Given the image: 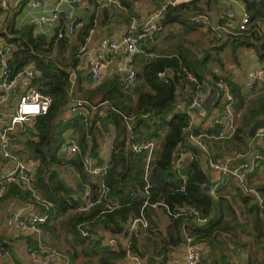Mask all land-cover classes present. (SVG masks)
Returning <instances> with one entry per match:
<instances>
[{"label": "trees", "instance_id": "trees-1", "mask_svg": "<svg viewBox=\"0 0 264 264\" xmlns=\"http://www.w3.org/2000/svg\"><path fill=\"white\" fill-rule=\"evenodd\" d=\"M195 1L168 7L163 18L159 21V28L155 35L161 34L163 27L173 20H178L181 24L192 29L200 27L201 25L191 21L192 16L202 14H194V9L191 8L190 4ZM242 1L245 3V13L249 17L246 29H233L228 26L227 30L218 32L209 27L217 34V41L214 42V46H209L204 50L201 58L189 63L182 58V53L179 57L161 58L156 55L158 58L154 60L150 57L151 59L147 60L148 62L143 67L142 72L138 74V81L140 80L142 83L135 86L134 90L123 88L121 78L118 76L107 79L97 86L89 87L87 85L91 79V74L79 67L82 56L80 49L84 45L90 29L95 27L97 11L84 23L82 28L76 30L75 35L71 38L62 37L59 34L64 22L51 36L38 33L34 24H27L22 27H17L13 21L7 24V32H3L5 40L15 42L18 45V50L10 60L11 74L13 75L25 66L33 65L38 72L35 81L36 86L43 93L53 98L52 105L46 114L37 116L32 126H27L25 131L20 129L16 133L18 148L15 147V154L20 159L38 163L33 189L54 205L49 210L50 218L39 226L52 233L56 232L54 229L56 224L65 229L67 232L66 239L70 237L67 241L75 251L74 256L84 255L87 258L84 264H122L126 259V246L123 243L120 244L119 248L114 249L105 244L103 235L101 236L92 229L100 226H103L120 240L129 239V235L133 236L134 251L141 257L144 256V253L138 250L139 241L134 238L135 234L128 232L129 224L125 232L123 226L130 213L136 215L140 213L145 197L133 198L126 200V202L121 201L122 207L111 212L102 213L106 206H96L88 212H75L80 208L82 203L80 194L86 187H91L93 197L98 198L96 190L98 186L95 182L89 181L83 160L86 156H90L95 161L101 162L100 138L103 139L105 145L108 144L107 147L110 148L111 153L115 152L124 139L121 138L122 132L125 133V127L123 128L122 125V114L135 119L132 122L135 130L137 127L136 120L140 114L160 109L171 101H177L181 88L188 85L197 87V82H206L211 86H216L217 82L223 80L232 88L234 93L233 107L235 111L237 113L242 111L241 125L229 140L243 142L245 147L238 146V152L251 149L250 141L253 140L249 137V129L256 119L264 118V96L247 100L241 84L233 77V73L228 72L226 68L228 64H241L240 51L242 49H254L259 60L264 62V0ZM210 2L212 0H209V4H211ZM121 3L123 6L129 5L127 0H121ZM101 6L103 5L101 4ZM97 8H99L98 4ZM108 8L102 7V13L105 17L109 15L110 10ZM204 12L210 16L209 11ZM227 22H224L225 25ZM151 45L144 41V50L151 53ZM219 68L223 71L222 74L217 73L216 69ZM160 71L170 73L169 82L158 77ZM73 74L75 79L72 93H70L67 87ZM190 75L195 77L194 80L189 78ZM129 91H133V93L130 94ZM219 93L218 101L220 102L223 95L221 92ZM191 97L190 95L189 100H187L188 103L191 102ZM73 100L87 102L95 106L97 110L88 107L85 114H79V111L75 109L60 112ZM105 103L108 104L107 112L102 114V107H99ZM165 123L162 120L160 123L154 124L153 137L158 135V131ZM169 125L171 126V133L167 136L163 150L157 159L154 179L150 182L142 179L141 154V156L136 155L135 157L132 155L133 164L128 166V173L129 171H136L131 180L141 185L142 189L146 184H149L151 200L164 201L170 211L191 208L199 211L202 216H208L212 210L214 198L206 193L201 187V183L211 179L202 172L196 163L193 164V173L186 178L185 190L179 189L181 178L170 182L163 180V172L171 168L177 152H180L182 148H197L190 140L189 135L191 131L197 134L198 126L191 125V130H185L190 125L189 116L186 113L180 112L175 115ZM218 129L219 127L214 125L210 127L208 133L214 135ZM135 133H138L137 129ZM69 137H74L78 143L80 151L77 154L68 155L63 150V146ZM179 145L180 149H178ZM243 154L247 155L245 152ZM257 171L255 169L252 175ZM111 174L112 171L110 170L109 177ZM252 175L247 176L248 180L246 178V185L249 187L248 181ZM109 177H107L108 180ZM239 187L243 192L242 198L245 201L249 200L251 198L249 192L240 183ZM260 187L262 186H257L258 191L263 194L261 190L264 188ZM9 190L2 199L12 195L19 196L24 201L35 199L33 191L30 189L23 190L20 186L13 184ZM2 199H0V205ZM222 204L224 203L222 202ZM256 204L253 208L255 209L254 220L255 225H257V236L264 238V199ZM161 207L167 210L164 205L159 206V208ZM221 207L220 203L216 218L210 219L206 224L196 223L190 215L174 218L167 210L172 222L165 230H162L156 209L150 205L146 206L144 211L149 220V227L146 244L142 245H144L145 253H149L148 264H166L169 251L183 243L185 228L198 241L208 242L213 249L214 247L219 248L218 251L216 248L214 249L216 253L210 254L214 257L208 260L203 259L201 264H231L224 249L220 248L224 247L223 240L226 238L224 233L228 231V227H225L223 223V208ZM81 229H85L88 235H82ZM123 235L127 236L123 237ZM30 238L27 236L28 242L38 248L37 240L31 241ZM4 241L5 238L0 234V245L6 246ZM157 247H160L158 252L156 251ZM151 252L152 254H150Z\"/></svg>", "mask_w": 264, "mask_h": 264}, {"label": "crops", "instance_id": "crops-1", "mask_svg": "<svg viewBox=\"0 0 264 264\" xmlns=\"http://www.w3.org/2000/svg\"><path fill=\"white\" fill-rule=\"evenodd\" d=\"M4 1L8 10H3L0 8V44L4 42L6 39L3 35V32H7V24L10 21H13L17 27H22L27 24H34L38 33H42L46 36H51L55 32L58 27H53L49 33H45L44 27L38 23H30V15L28 12L32 11V15L36 14L35 10H32L30 6V0H0ZM59 0H48L44 3L41 10L49 11ZM162 0H127L129 5H122V8H108L109 15L108 17L104 16L102 13L103 9L100 3L96 1L83 3L76 12V20H77V29L82 28L85 22H87L90 17L97 11V18L95 20V27L90 29L88 36L85 38V43L87 44V49L85 53H81L80 59V69L85 70L91 74V70L89 67V62L92 59H99L106 63V69L101 82L110 79L114 76H118L122 78L123 75V60L124 57L122 54H118L114 59H109L105 50L100 47V42L102 39L111 38L114 40H119L122 32L124 31L126 25L131 20H136L138 23H144L147 21L151 15L160 7ZM196 0L191 5V8L194 9V14L202 13L206 14L204 11H209L210 13V21L213 25H219L222 28H227L228 23L230 27L233 29H237L238 23L240 22L243 14H245V3L242 0ZM97 4L99 8H97ZM187 4V3H186ZM63 8H68L67 4H63ZM232 14V16H230ZM132 17V18H131ZM227 22L225 25L224 22ZM167 25H171L174 27L170 33L163 36L162 39V47L159 48L156 43L157 37H160L161 34H154L149 36L145 41L151 45V53L145 52L136 57L135 63L136 68L138 70V74L142 72L143 67L147 64V60L157 59L158 57H179L182 53V58L186 62H192L197 58H201L204 54V50L209 46H214V42L217 41V34L214 30H210L209 27L200 26L197 29H192L187 25H183L180 21H171L168 22ZM166 27V26H165ZM163 27V30L165 29ZM92 31V32H91ZM210 31L215 33V37L209 34ZM163 32V31H162ZM88 40V41H87ZM6 41V40H5ZM150 51V50H149ZM241 54V64L234 65L228 64L226 68L228 72L233 73V77L238 81L242 89L247 97V100L256 99L258 96H264V86L259 83L250 84L248 81V74L251 70L264 66V62L259 60V57L254 49H242L240 51ZM155 55V56H154ZM158 55V57H156ZM156 57V58H154ZM171 71V70H169ZM218 74H222L223 71L216 69ZM37 72V71H36ZM38 73V72H37ZM75 77V76H74ZM189 78L194 80V76L190 75ZM36 81V80H35ZM100 82V83H101ZM99 83V84H100ZM140 80L138 81V84ZM142 83V82H141ZM140 83V84H141ZM98 84V85H99ZM137 84V85H138ZM201 84L206 91V99L202 104V110L197 107L194 108L193 113L195 116L194 125L198 126V135L201 136V139L208 147V152L202 151L196 144V149H190L196 151V160L192 161L188 156H184V158L180 159V152L184 148L177 152L176 157L173 161V164L170 169L163 172V180L170 182L175 181L182 174H185L187 177L193 173V164L196 163L198 167L202 170V172L207 176L212 178H216L220 175L218 171L212 169L210 165V160L212 158L220 157L225 160H230L231 167H239L241 164L246 163V159L250 157V162L254 157H259L257 161L256 170L257 173L253 174V172L249 173L252 175L250 181V189L254 190V192H249L251 198L246 200L242 198V191L239 187V181L236 176H230L226 182V184L219 188L218 196L214 197V204L212 206V210L207 216L210 219L216 218L219 206L221 203V208H223V223L225 227H228V231L226 234L225 240H223L224 247H220L224 249V252L227 254L229 262L231 264H264V238L257 236V225H255V209L254 205L261 200L264 199V189L261 190L263 194L258 191L257 186H262L260 188H264V156L262 153L264 152V143L256 137L255 139L250 138L253 141H250V150H242V152H238V146L245 147L243 142H239L237 140L231 141L229 139H215L213 134H209L208 131L210 127H213L214 118L221 116L225 101L223 97L219 102L220 91L216 88V86H211L204 83H198L197 86ZM89 87L97 86L93 85L92 78L87 83ZM135 88V87H134ZM197 87H187L181 88V93L177 101H171L169 104L165 105L160 109L151 110L146 113H142L139 115V118L136 120V129L138 133H135L136 129H133V134H131L126 126L124 120L122 121L123 128L125 127V133L121 135L123 142L118 145L114 153L110 152V148H108V144L105 145L103 139L100 138V155L102 156L101 162L95 161L92 157H90L95 166L108 165V175L105 177V184L109 189L110 197L116 201H125L132 200L133 198L141 199L144 197L145 193L142 189L143 187L136 182L132 181L131 178H134L135 172L128 173V166H132L133 161L132 155L135 157L136 155H140L142 157L140 163V169L142 171L141 177L144 179L143 169H145L147 164V159L150 157L149 171H150V181L154 179L155 176V168L157 164V159L160 156L163 147L166 143L167 136L171 133V126L169 122L180 112H184L187 109L189 103V96L191 95V99L193 98ZM130 90H134L131 88ZM72 93V92H71ZM130 94L133 91H129ZM6 97V96H5ZM190 99V100H191ZM75 101V100H73ZM7 102V98H6ZM9 102V101H8ZM108 104L105 103L101 105V113L107 112ZM89 106L77 107L76 111H79V114H85L88 110ZM98 108V109H99ZM97 110V109H96ZM92 110V111H96ZM234 115L236 118L237 128L241 125V112L235 111L233 107ZM187 114V113H186ZM188 115V114H187ZM263 118V117H260ZM135 120V119H134ZM164 120L166 123L164 126L158 131V135L152 136V129L154 128L155 123H160ZM257 120V119H256ZM255 122V121H254ZM250 130V129H249ZM75 140L74 137H69V140ZM258 139V140H257ZM66 141V142H67ZM147 142L153 143V150L151 152H141L136 153L133 150L135 144L141 145ZM77 143V141H76ZM78 144V143H77ZM18 148V144L16 142V149ZM180 149V148H178ZM63 150L66 149L63 146ZM243 152L247 153L243 154ZM68 155L69 154L66 152ZM77 154V153H76ZM244 155L238 157L239 155ZM244 161L242 162V159ZM85 159V158H84ZM135 161V160H134ZM84 162V160H83ZM3 163H7V160H4ZM5 165V164H3ZM128 169V170H127ZM71 170V169H70ZM110 170L112 171L111 176ZM73 173H75L72 170ZM87 172V171H86ZM133 173V175H132ZM89 181L95 182L98 186L97 194L100 202L97 203L96 206H106V198L103 196L102 190V178L100 176L88 173ZM72 175V174H70ZM76 175V174H75ZM68 177V175H66ZM109 177V180L108 178ZM70 179V177H69ZM108 180V182H107ZM248 180V178H247ZM134 182V183H133ZM241 184V183H240ZM87 188V187H86ZM85 188V189H86ZM91 188V187H90ZM22 189V188H21ZM256 189V190H255ZM10 191V190H9ZM8 191V192H9ZM7 192V193H8ZM83 193V191H82ZM80 194V197L82 195ZM257 193V194H256ZM248 194V195H249ZM82 198V197H81ZM80 198V199H81ZM163 200V199H162ZM0 205V215L4 214L3 205L6 206L7 211H5L6 215L12 220L14 226V216L17 214H28L31 212L34 213H43L44 210L42 206L35 200H22L19 196L15 197L8 196L1 200ZM83 202V200H82ZM222 202L224 204H222ZM82 204V203H81ZM80 204V206H81ZM257 205V204H256ZM255 205V206H256ZM93 208V207H92ZM91 208V209H92ZM90 209V210H91ZM156 209V215L158 216L159 224L161 225V229L165 230L170 224V214L164 208H154ZM88 210V211H90ZM76 210L75 212H88ZM135 213H130L127 217V221L124 224V232L127 229V225L131 222L132 218L135 216ZM50 218V212H49ZM195 221V220H194ZM207 222V223H208ZM122 224V225H123ZM206 224V223H204ZM83 225V224H82ZM86 226V225H85ZM149 227V226H148ZM148 227L146 229H141L137 234L134 235V238L139 241L137 247L138 250L144 253L142 256L143 260L146 264H148L149 253H145L144 245L146 244V237L148 235ZM15 228V234L8 233L2 224H0V234L3 238H5V245H0V264H32L31 251L35 250L38 253V256L41 258L45 252L47 251H55L58 253L56 261L60 264H84L87 258L84 255L80 257L74 256V249L71 248L69 242L67 240L70 237H67V232L65 229H62L58 224L55 225L54 229L56 232L52 233L42 227L39 226L38 231H33L29 235L21 234ZM85 228V227H84ZM53 229V227H52ZM96 233H99L101 236H104V239L112 233H110L103 226L92 228ZM27 236H30L31 241L35 239L38 242L37 247L32 246L27 239ZM113 236V235H112ZM127 236V235H123ZM133 236L129 235V240L133 241ZM203 245V259H210V254L216 253L214 250L218 251V247L212 248V246L206 242H201ZM144 244V245H142ZM147 246V245H146ZM135 247V246H134ZM150 247V246H149ZM119 248V247H118ZM214 251H213V250ZM11 250V251H10ZM160 247L156 248L158 252ZM154 253V252H153ZM152 254V252L150 253ZM96 260V259H95ZM200 263V264H201ZM122 264H130L128 259L126 258ZM166 264H186V246L183 243L178 246L173 247L169 253Z\"/></svg>", "mask_w": 264, "mask_h": 264}, {"label": "built area", "instance_id": "built-area-1", "mask_svg": "<svg viewBox=\"0 0 264 264\" xmlns=\"http://www.w3.org/2000/svg\"><path fill=\"white\" fill-rule=\"evenodd\" d=\"M48 0H30V6L32 10L37 13L32 15V11L28 12L30 15V23L38 22L44 27L45 33L53 27H59L63 22L64 26L59 31L60 36L73 37L77 29L76 12L79 7L86 2L94 0H59L49 11L41 10L42 6ZM105 7L109 8H122L121 0H96ZM193 0H164L160 8L154 11L151 17L144 23H138L136 20H131L122 32L120 39L114 40L111 38L102 39L100 47L105 50L109 59H114L118 54H122L123 60V75L121 78V86L125 89H131L138 84V70L136 68L135 59L140 54H143L144 41L156 33L159 28V21L163 18L165 11L170 6H176L181 4L190 3ZM63 4H67L68 8L64 9ZM0 8L8 10V6L4 1H0ZM232 16V14H230ZM191 21L204 27H212L215 31L221 32L227 30L219 25H213L210 21V16L207 14H197L191 17ZM249 23V17L245 13L243 14L237 28L246 29ZM230 27V24H227ZM92 32V31H91ZM88 41V40H87ZM87 44H84L80 51L85 53ZM18 50V45L15 42L4 41L0 44V199H2L6 192L9 191L11 185L15 184L20 186L23 190L30 189L33 191L35 200L42 206L44 212L41 213H28L17 214L14 216V226L21 234L29 235L33 231H38L39 224L46 222L49 219V210L54 205L51 201L46 200L40 193L33 189L34 180L38 171V163L35 161H26L20 159L15 154V147L17 136L16 133L22 129L26 130L27 126H32L33 121L37 116L44 115L50 109L53 98L43 93L35 84L37 77L36 69L33 65L25 66L19 69L16 73L11 74L10 60L14 53ZM155 56V55H154ZM153 57V56H152ZM91 70V78L93 85H98L104 76L106 63L99 59H92L89 62ZM170 73L167 71H160L158 77L165 82H169ZM248 81L250 84L259 83L264 86V66H259L251 70L248 74ZM216 88L222 93L225 104L221 116L214 118V124L219 127L218 132L212 137L215 139H229L234 136L237 131L236 118L233 111L234 93L232 88L223 80L216 83ZM6 96V97H5ZM7 98V102H6ZM11 99L15 100V103H11ZM206 99L205 88L199 84L195 91L191 102L189 103L185 113L189 116L190 125L185 130H191V125L194 124L195 116L193 113L194 108L202 106ZM9 101V102H8ZM78 107L89 106L92 109H96L84 101H77ZM123 120L132 137V129L134 121L132 117H128L124 114ZM256 137H258L264 143V129L257 131ZM190 140L196 144L202 151L208 152L207 145L201 139V136L194 131L190 132ZM66 152L69 154H76L80 151V148L75 140L71 139L64 144ZM153 143L147 142L145 144L137 145L133 147L134 152H151L153 149ZM180 152V159L184 156H188L192 161L196 160V151L184 148ZM244 155H239L241 157ZM259 157H254L247 169L241 170L246 166V163L241 164L239 167H231L230 160H225L220 157L212 158L210 165L212 169L218 171L220 175L218 177L210 178L209 181L201 183V187L211 197H217L218 189L224 186L230 176H236L238 181L249 192H254L246 185V178L249 173L255 171L257 161ZM7 160V163H3ZM5 164V165H3ZM150 157L147 159L145 169H143L144 180L150 182L149 171ZM85 169L88 173L100 176L102 178V190L103 196L106 198L104 212H111L117 208L122 207L121 201L113 200L110 197V192L106 186L104 179L108 173V165L95 166L90 157L84 159ZM180 190H185V181L187 176L182 174L181 176ZM145 201L138 215L134 216L129 223V234H137L141 229H146L149 226V220L145 215V207L152 206L158 208L164 205L170 214L174 218H179L184 215H190L194 218L198 224H204L208 222L209 218L202 216L199 211L194 209H182L177 211H170L169 207L164 201H152L150 198V185L146 184L144 187ZM257 194V193H256ZM82 204L79 208L81 211H88L100 202V199L93 197V192L90 187H87L82 195ZM262 202L261 199H259ZM81 233L84 236L88 235L85 229H81ZM105 244L117 249L121 243L126 246V258L130 264H146L143 258L134 251L132 241L129 239H117L114 236H108L105 238ZM184 243L186 246V264H200L203 256V245L188 230H184ZM32 264H60L57 263L56 258L58 253L55 251H47L40 258L37 251H31ZM64 264V263H63Z\"/></svg>", "mask_w": 264, "mask_h": 264}, {"label": "water", "instance_id": "water-1", "mask_svg": "<svg viewBox=\"0 0 264 264\" xmlns=\"http://www.w3.org/2000/svg\"><path fill=\"white\" fill-rule=\"evenodd\" d=\"M257 43V42H256ZM74 74L71 76V82L69 83L67 89L68 91L71 93L72 92V86H73V82H74ZM78 107V103L76 101H70L65 107L63 110H61L60 112L62 111H68L70 109H75ZM198 109L202 110V106L200 107H197ZM259 129H264V118H258L257 120H255V122L252 124V126L250 127V130H249V136L252 138V139H255L256 138V134H257V131ZM178 148H180V145L178 146ZM262 155L264 156V152L262 153ZM250 165V157H248L246 159V166L242 167L241 170H244V169H247Z\"/></svg>", "mask_w": 264, "mask_h": 264}, {"label": "rangeland", "instance_id": "rangeland-1", "mask_svg": "<svg viewBox=\"0 0 264 264\" xmlns=\"http://www.w3.org/2000/svg\"><path fill=\"white\" fill-rule=\"evenodd\" d=\"M174 29L173 26L171 25H167L165 27V29L163 30L162 34L160 37H157L156 39V43L158 44V47L161 48L162 45V39L163 36L169 34V31H172ZM209 34H211L212 36H216L215 33L213 31H210ZM11 103H15V100L11 99ZM258 140V139H257ZM3 209H4V214L0 215V224L3 225V227L5 228V230L10 233V234H15V228L13 226L12 220L9 217V215H6L5 211H7V208L5 205H3ZM14 221V220H13ZM11 251V250H10Z\"/></svg>", "mask_w": 264, "mask_h": 264}]
</instances>
